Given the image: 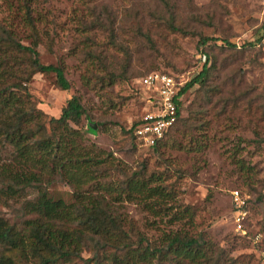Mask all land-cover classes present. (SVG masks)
Returning <instances> with one entry per match:
<instances>
[{
	"label": "rangeland",
	"instance_id": "obj_1",
	"mask_svg": "<svg viewBox=\"0 0 264 264\" xmlns=\"http://www.w3.org/2000/svg\"><path fill=\"white\" fill-rule=\"evenodd\" d=\"M26 6L41 62L62 67L69 82L62 90L55 74H35L28 86L36 107L58 117L77 95L86 137L127 170L159 174L176 195L168 215L125 202L136 230L152 242L183 230L241 263L264 264V0H0V21L28 44ZM199 34L213 39L200 47ZM201 49L213 66L203 87L183 95L181 121L157 150L131 144L120 128L148 107L138 80L158 70L187 82L201 70ZM51 188L70 199L66 183ZM232 190L245 198V234L235 228ZM177 204L192 215L172 219ZM0 215L16 217L2 206Z\"/></svg>",
	"mask_w": 264,
	"mask_h": 264
},
{
	"label": "trees",
	"instance_id": "obj_2",
	"mask_svg": "<svg viewBox=\"0 0 264 264\" xmlns=\"http://www.w3.org/2000/svg\"><path fill=\"white\" fill-rule=\"evenodd\" d=\"M22 21L32 38L28 44L0 21V206L16 213L12 222L0 215V264H244L183 230L165 232L156 242L136 230L122 210L125 202L168 215L175 193L159 174L147 173L144 166L127 170L90 141L82 130L85 110L77 95L68 98L58 117L36 107L28 86L35 74H55L62 90L69 82L62 67L41 62L30 6ZM212 39L199 34L198 46ZM200 53L201 70L178 92L182 99L188 90L203 87L213 66L210 53ZM177 104L176 122L157 144L145 148L157 150L181 121L182 100ZM138 121L120 128L131 144ZM59 182L71 187L69 200L51 192ZM188 211L192 215L177 204L172 219L187 217Z\"/></svg>",
	"mask_w": 264,
	"mask_h": 264
},
{
	"label": "built area",
	"instance_id": "obj_3",
	"mask_svg": "<svg viewBox=\"0 0 264 264\" xmlns=\"http://www.w3.org/2000/svg\"><path fill=\"white\" fill-rule=\"evenodd\" d=\"M138 83L145 90L148 107L134 127L133 141L144 147L154 146L176 122L177 102L182 100V95H178V92L185 81L177 74L153 71L141 77ZM231 198L235 210V228L245 234V198L238 190L231 191Z\"/></svg>",
	"mask_w": 264,
	"mask_h": 264
},
{
	"label": "water",
	"instance_id": "obj_4",
	"mask_svg": "<svg viewBox=\"0 0 264 264\" xmlns=\"http://www.w3.org/2000/svg\"><path fill=\"white\" fill-rule=\"evenodd\" d=\"M93 125L95 126L96 124H95V123H93Z\"/></svg>",
	"mask_w": 264,
	"mask_h": 264
}]
</instances>
